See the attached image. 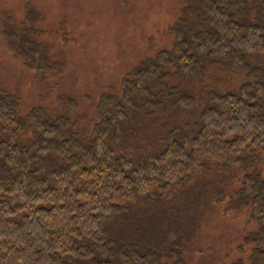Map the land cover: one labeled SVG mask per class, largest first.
Wrapping results in <instances>:
<instances>
[{
  "label": "trees",
  "instance_id": "obj_1",
  "mask_svg": "<svg viewBox=\"0 0 264 264\" xmlns=\"http://www.w3.org/2000/svg\"><path fill=\"white\" fill-rule=\"evenodd\" d=\"M248 2L254 18L243 16ZM25 8L20 19L0 17L2 42L37 80H49L61 66L39 15ZM195 12L200 23L189 22L171 51H158L128 71L118 91L98 97L87 125L66 98L58 97V112L22 109L0 89V264H74L78 257L102 264L108 256L117 264H181L180 253L169 260L142 242L126 248L108 225L142 198L165 204L177 186L213 172L212 180L236 177L231 205L255 223L245 241L251 264H264V0H199ZM211 63L241 78L207 94L185 93L213 78ZM149 92L152 99L142 97ZM161 94L196 121L186 133H169L158 152L131 158L133 119L150 114L144 111ZM210 194L219 199L223 191Z\"/></svg>",
  "mask_w": 264,
  "mask_h": 264
},
{
  "label": "rangeland",
  "instance_id": "obj_2",
  "mask_svg": "<svg viewBox=\"0 0 264 264\" xmlns=\"http://www.w3.org/2000/svg\"><path fill=\"white\" fill-rule=\"evenodd\" d=\"M198 1L0 0V17L20 19L27 5L36 11L51 58L61 66L57 76L37 80L33 70L23 67L5 48L0 35V89L14 95L22 109L41 106L58 112V97L66 98L76 105L82 123L87 125L101 94L118 91L128 71L152 59L160 50L171 51L179 32L182 36L183 29L192 27L189 22H199L195 12ZM236 9L239 10L237 5ZM255 12L251 3L243 5L244 17L254 18ZM208 70L213 78L206 77L204 84L196 85L197 90L185 88L184 92L193 96L201 90L207 94L212 87L227 86L241 78L240 73L227 69L223 63H211ZM154 95L149 92L142 97L152 99ZM141 99H135L136 105L141 104ZM144 112L150 114H139L133 119L135 133L126 147L131 158L158 152L169 133H186L196 121V117L175 108L162 94L157 104ZM213 177L214 172L210 178L208 174L200 177L203 182L191 180L183 188L177 186L165 204L142 198L140 206L133 205L108 228L126 248L142 242L169 260L180 253L181 264H251V245L245 237L255 230V223L243 210L232 208L238 187L236 177L224 181L212 180ZM214 189L223 191L219 199L210 194ZM88 248L97 250L91 245ZM116 259L117 256L102 258V264H117ZM73 261L90 264L81 257Z\"/></svg>",
  "mask_w": 264,
  "mask_h": 264
},
{
  "label": "bare ground",
  "instance_id": "obj_3",
  "mask_svg": "<svg viewBox=\"0 0 264 264\" xmlns=\"http://www.w3.org/2000/svg\"><path fill=\"white\" fill-rule=\"evenodd\" d=\"M150 248V247H149ZM160 249H162V248H160ZM161 251V250H160Z\"/></svg>",
  "mask_w": 264,
  "mask_h": 264
}]
</instances>
